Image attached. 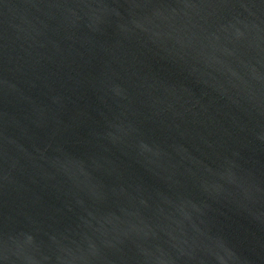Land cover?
<instances>
[{
    "label": "water",
    "instance_id": "95a60500",
    "mask_svg": "<svg viewBox=\"0 0 264 264\" xmlns=\"http://www.w3.org/2000/svg\"><path fill=\"white\" fill-rule=\"evenodd\" d=\"M0 264H264V0H0Z\"/></svg>",
    "mask_w": 264,
    "mask_h": 264
}]
</instances>
